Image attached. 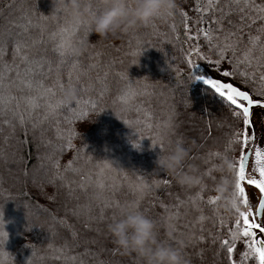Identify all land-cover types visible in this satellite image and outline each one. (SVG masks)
I'll return each instance as SVG.
<instances>
[{
    "label": "trees",
    "instance_id": "trees-1",
    "mask_svg": "<svg viewBox=\"0 0 264 264\" xmlns=\"http://www.w3.org/2000/svg\"><path fill=\"white\" fill-rule=\"evenodd\" d=\"M218 2L177 0L172 17L98 41L84 22H73L59 0H0V62L15 67L25 54L43 60L46 75L39 78L56 93H31H43L44 99L29 113L24 104L16 109L15 102L8 103L19 95L16 87L6 84L3 91L0 231L6 243L0 239V264H138L135 255L114 250L106 230L132 205L155 222L158 238L170 233L169 242L182 245L186 264H231L223 241H230L239 212L227 214L220 207L216 166L224 158L234 164L239 159L242 148L233 141L244 138L243 117H235L210 86L196 79L187 57L196 45L232 73L226 77L258 97L264 66L241 61L250 48L261 55L249 38L264 43V32L258 31L264 20L255 19L264 13L250 9L242 14L249 17L245 20L230 13L242 31L238 41L232 38L235 51L221 58L215 46L227 25L216 23ZM255 3L264 6V0ZM90 11H101L99 0H92ZM202 30L212 31L211 44ZM18 42L21 47L26 42L25 51L17 52ZM82 42L86 47L76 55ZM20 70L23 75V66ZM5 75L15 79L14 73ZM69 83L78 96L65 104L62 90ZM47 100L68 107L53 112ZM176 144L189 153L177 174L187 173L198 183L180 184L174 174L156 169L157 157ZM19 208L35 213L38 225L32 217L21 221ZM44 220L51 227L44 229ZM246 264H258L254 253Z\"/></svg>",
    "mask_w": 264,
    "mask_h": 264
},
{
    "label": "clouds",
    "instance_id": "clouds-1",
    "mask_svg": "<svg viewBox=\"0 0 264 264\" xmlns=\"http://www.w3.org/2000/svg\"><path fill=\"white\" fill-rule=\"evenodd\" d=\"M71 16L73 22H84L98 41L119 38L132 30L151 23L156 18L172 17L178 7L177 0H99L101 11H90L92 0H59ZM86 42H82L75 54L80 55ZM78 96L77 89L70 85L62 90V102L72 104ZM189 153L183 144L174 145L166 156H158L156 169L174 174L178 183H198L187 173L177 174ZM220 178L215 185V192L220 207L227 214L240 212L242 207L232 190L230 177L234 170L232 159L224 158L216 166ZM114 250L121 255H135L138 264H186L182 245L172 244L171 234L164 238L157 237L155 222L135 205L122 209L106 225Z\"/></svg>",
    "mask_w": 264,
    "mask_h": 264
},
{
    "label": "snow or ice",
    "instance_id": "snow-or-ice-1",
    "mask_svg": "<svg viewBox=\"0 0 264 264\" xmlns=\"http://www.w3.org/2000/svg\"><path fill=\"white\" fill-rule=\"evenodd\" d=\"M221 5H225L228 8V11H225V7H221ZM215 7H219V19L216 21L217 24L225 23L227 27L223 29L226 33L223 41H221L216 48H219V56L222 58L224 52L226 51H235L236 45L232 43V38L235 37L236 40H239V32L242 29L238 28L236 23L232 21L231 14H240V19L245 20L249 17H245L242 15L245 11L250 9L255 10L257 13H264V6L257 5L255 0H219V2L215 5ZM255 19L264 20V15H257ZM254 22V20H253ZM247 26V25H245ZM203 31L204 37L209 41L213 40L212 31ZM258 31L264 32V29H259ZM191 39V37H190ZM250 44H258L260 47L261 55L260 57H256L254 53V49L250 48L245 55L244 59L241 61V64H248L251 67L253 62H256L258 66H264V43H259V38H249ZM27 48L26 42H24V46L21 47V43H17V52L25 51ZM16 56L14 55L13 63L15 64ZM43 60H36L31 58L29 55L25 54L20 58V64L15 65V67L10 66L6 63L0 62V110L3 109V91L7 84L9 89L16 87L19 95L10 96L8 103L15 102V107L18 109L21 104H24L29 111L32 109L39 108V101L44 99L43 93L39 95H31L33 92H38L43 89L44 92L49 93L51 96H55V86H46L44 81L40 79V76L46 75L43 72ZM51 63L50 61L48 62ZM35 65L36 67H33ZM21 66H23V75H21ZM49 71L51 68L49 67ZM14 73L15 79L11 75H5V73ZM224 76L232 75L230 72H224ZM196 79L202 80L205 85L210 86L211 89L214 90L215 94H217L222 101H224L231 109L232 113L235 117H243V125L248 126L250 124L249 116L250 109L254 105V100L251 98V95L248 92L242 91L232 84L222 83L220 81H216L213 79L205 78L204 76H197ZM71 77H69V81ZM259 80L264 82V75L259 76ZM10 82V83H9ZM17 85H19L17 87ZM63 87V83L60 84ZM70 86V83H69ZM264 95V92L261 93ZM46 106L52 109L53 112L56 110L68 107L67 105H62L60 103L52 104L51 100L46 101ZM23 122V116L20 117ZM237 137L242 135L241 133L236 134ZM249 141V136L244 134L243 140H235L233 143H239L241 145L242 150L239 152V159L234 164V175H235V195L244 197L245 188L241 186V182L246 180V172L245 166L248 162V156L245 154L247 149L243 146L246 145ZM238 165V167H237ZM253 171L258 172L259 179H247L248 185H254L259 191L264 194V151L261 148L255 149V160H254V168ZM251 197H244L243 203L248 205ZM209 203H216L215 200H210ZM261 210H264V195L259 199V207L256 208L255 215L259 216ZM253 213L251 208L247 213L239 212V217L235 220V227L232 229L231 237L233 240L238 237H243L248 242V247L252 250V253L258 254L260 264H264V239H256L257 231L260 235H264V222L257 223L254 219L250 220L249 217L252 216ZM229 227H232L231 225ZM257 230V231H254ZM4 236L3 231H0V238ZM251 238V239H249ZM224 245L227 246L230 244L229 240L223 241ZM227 252L232 253L233 247H227ZM248 255V253H245Z\"/></svg>",
    "mask_w": 264,
    "mask_h": 264
},
{
    "label": "rangeland",
    "instance_id": "rangeland-1",
    "mask_svg": "<svg viewBox=\"0 0 264 264\" xmlns=\"http://www.w3.org/2000/svg\"><path fill=\"white\" fill-rule=\"evenodd\" d=\"M189 52H190V54L187 57L188 65H189L191 71L195 75L202 76V72L209 71V70H211L210 68H215V69H218V70H220L222 72H226V71L229 72V70H227L223 66L215 63L212 60V58L208 57L204 52L199 50L196 45H193V47L191 46ZM225 64H227V63H225ZM220 71H212L211 70L210 73L213 74V75L226 77ZM256 90L257 91H256L255 94H258L256 96L264 97V95L260 94V92H264V82H261L259 84V87H257ZM252 96L255 97L253 94H252ZM263 116H264V113H263ZM262 124H263V128H264V119L262 121ZM248 136H249V140L253 139V133L248 134ZM254 138H255V127H254ZM247 144L248 145H252L253 143H251V141H248ZM251 148H252V146H251ZM261 149L264 151V135H263V139H262V143H261ZM254 160H255V157H252V161L250 162V165H249V172H248V174L246 173V181H247V179H258L257 178V176H259L258 172L253 171ZM241 186L245 188V193H244L245 196L244 197L250 196L251 197L250 202L252 203L254 201V197H255V195H254V190H255L254 186L253 185H245L243 182H241ZM244 197H243V199H244ZM238 198H239L238 201H239V203H240V205H241V207L243 209L240 212L247 213L248 209H249V204L248 205L244 204L243 201H242V197L241 196H239ZM17 211H18V215L20 214V216H22L21 221L26 219V218L32 217V219L35 220V222H33V224L38 225L39 218L35 215V213L31 212L30 210H29L30 212L29 211L26 212L25 209H23V208H19ZM10 219H12V218H10ZM48 222H50L52 224V222L50 220L42 221V227L44 229H47L48 226L51 227V224L48 225ZM19 223H20V221H19ZM10 224H12L14 226L15 219H14L13 222H10ZM44 232H45V234L47 233L46 231H44ZM11 233L13 234V230L10 231V236H12ZM2 238H0V239H2ZM46 238H47V236H46ZM52 239H53V242L55 244H58V242L56 240V237L54 239V237L52 236ZM249 239H251V238H249ZM5 243H6V239L3 238V245ZM229 246L233 247V252L229 253L231 264H246V257L253 254L252 250L248 247L247 240L245 238H243V237H238L237 239L233 240L232 237H231V234H230V244H229ZM245 253H248V255H245ZM242 258H244V260H242V262H241Z\"/></svg>",
    "mask_w": 264,
    "mask_h": 264
},
{
    "label": "water",
    "instance_id": "water-1",
    "mask_svg": "<svg viewBox=\"0 0 264 264\" xmlns=\"http://www.w3.org/2000/svg\"><path fill=\"white\" fill-rule=\"evenodd\" d=\"M202 76H204L205 78L220 81L222 83L232 84L234 87H236L242 91L248 92L251 95V98L254 100V105L250 109V116H249L250 124L248 126H244V125L243 126H244V132L246 135L251 134L253 132V126L256 127V144H255V148H254V153L252 155V157H255V149L258 148V144H259L260 136H261V116L264 113V97H253L252 94L246 88H243L241 85H239L238 83H236L235 81H233L229 77H221V76L213 75L208 71L202 72ZM256 110H258V112H256ZM249 141H251V139ZM246 149H247V151L245 154L248 156L249 159H248V162L246 163V166H245V172L248 168V164H249L250 159H252V157H250L251 156L250 149L247 147H246ZM243 183L245 185H248L246 180L243 181ZM258 207H259V204H258ZM255 238L260 239L261 238L260 234L258 233Z\"/></svg>",
    "mask_w": 264,
    "mask_h": 264
},
{
    "label": "flooded vegetation",
    "instance_id": "flooded-vegetation-1",
    "mask_svg": "<svg viewBox=\"0 0 264 264\" xmlns=\"http://www.w3.org/2000/svg\"><path fill=\"white\" fill-rule=\"evenodd\" d=\"M256 112H258V110H256ZM263 119H264V116L262 115L261 116V136H260V141H259V144H258V147L259 148H261V143H262V139H263V135H264V128H263V124H262V121H263ZM254 127L255 126H253V139L251 140V143H253L252 145H248V144H246V145H244L245 147L244 148H249L250 149V151H251V156L250 157H252V155H253V153H254V148H255V144H256V127H255V138H254ZM251 146H252V148H251ZM262 150V149H261ZM263 151V150H262ZM252 161V159H250V161H249V164H248V168H247V170H246V173L248 174V172H249V165H250V162ZM257 176V175H256ZM257 178L259 179V176H257ZM254 186V185H253ZM254 188H255V190H254V195H255V197H254V201L251 203H249V208H251V211H252V213H253V215L252 216H250L249 218H250V220H255L257 223H262V222H264V210H261V212H260V215L259 216H256L255 215V212H256V208H258V204H259V199L261 198V196L262 195H264V194H262L260 191H259V189H257L255 186H254ZM245 196V195H244ZM242 201H243V197H242ZM248 211H249V209H248ZM254 231H257V230H254ZM257 234H258V231H257ZM260 239H264V235H260ZM256 258H257V263L258 264H260V261H259V256H258V254H256Z\"/></svg>",
    "mask_w": 264,
    "mask_h": 264
}]
</instances>
